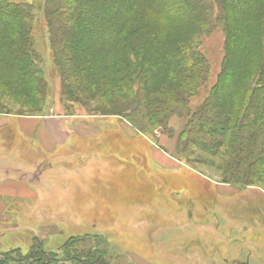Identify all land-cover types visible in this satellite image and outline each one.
Masks as SVG:
<instances>
[{
    "label": "rangeland",
    "instance_id": "374dc122",
    "mask_svg": "<svg viewBox=\"0 0 264 264\" xmlns=\"http://www.w3.org/2000/svg\"><path fill=\"white\" fill-rule=\"evenodd\" d=\"M31 34L47 94L37 108L23 105L21 96L0 95V111H63L91 130L50 155L17 156L18 171L11 175L32 193L1 200L0 264H32L39 252L48 264L95 262L99 255L102 264H264L263 182L224 183L220 153L179 143L183 115L140 133L125 119L103 114L98 101L84 107L64 96L40 11ZM224 36L218 26L201 38L209 77L190 98L192 109L216 80ZM96 249L103 253L95 255ZM76 251L84 255L69 258Z\"/></svg>",
    "mask_w": 264,
    "mask_h": 264
},
{
    "label": "trees",
    "instance_id": "16d2710c",
    "mask_svg": "<svg viewBox=\"0 0 264 264\" xmlns=\"http://www.w3.org/2000/svg\"><path fill=\"white\" fill-rule=\"evenodd\" d=\"M36 11L48 27L64 96L84 107L98 101L103 114L140 133L183 115L179 143L220 153L224 183H264V0H0V95L21 96L32 108L47 94L32 48ZM218 26L225 35L221 67L192 109L190 98L209 77L201 38ZM76 252L69 258L84 255ZM39 254L32 264L50 262Z\"/></svg>",
    "mask_w": 264,
    "mask_h": 264
},
{
    "label": "crops",
    "instance_id": "0c3cea01",
    "mask_svg": "<svg viewBox=\"0 0 264 264\" xmlns=\"http://www.w3.org/2000/svg\"><path fill=\"white\" fill-rule=\"evenodd\" d=\"M84 129L91 130L81 124L75 125L72 117L63 111L43 116L0 113V205L3 199L28 197L32 193L22 180L11 175L18 171L17 156L26 159L36 149L50 155ZM96 134L87 133L85 137ZM2 210L0 206V217Z\"/></svg>",
    "mask_w": 264,
    "mask_h": 264
},
{
    "label": "bare ground",
    "instance_id": "6f19581e",
    "mask_svg": "<svg viewBox=\"0 0 264 264\" xmlns=\"http://www.w3.org/2000/svg\"><path fill=\"white\" fill-rule=\"evenodd\" d=\"M34 152H35V153H37V154H40V152H39V151H36V150H34Z\"/></svg>",
    "mask_w": 264,
    "mask_h": 264
}]
</instances>
